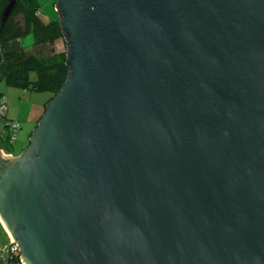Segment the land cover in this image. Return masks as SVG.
I'll return each mask as SVG.
<instances>
[{
	"label": "water",
	"instance_id": "obj_1",
	"mask_svg": "<svg viewBox=\"0 0 264 264\" xmlns=\"http://www.w3.org/2000/svg\"><path fill=\"white\" fill-rule=\"evenodd\" d=\"M55 7L68 77L0 149L23 263L264 264V0Z\"/></svg>",
	"mask_w": 264,
	"mask_h": 264
},
{
	"label": "trees",
	"instance_id": "obj_2",
	"mask_svg": "<svg viewBox=\"0 0 264 264\" xmlns=\"http://www.w3.org/2000/svg\"><path fill=\"white\" fill-rule=\"evenodd\" d=\"M7 2L0 0V83L6 87L16 85L25 91L47 92L46 105L61 90L69 74L67 43L58 13L56 18L47 19L53 12H44L40 0H18L17 8L2 27L1 14ZM48 4L57 12L56 0H49ZM29 36H33V40ZM25 41H29L30 45H26ZM60 41L65 48L58 47ZM3 101L9 108L7 92L1 89L0 107ZM7 112L8 109L6 113L2 112V116H6ZM4 120L5 128H0V143L8 141L13 144L19 122L7 117ZM14 245L12 239L0 245V264H24L19 249H11Z\"/></svg>",
	"mask_w": 264,
	"mask_h": 264
},
{
	"label": "rangeland",
	"instance_id": "obj_3",
	"mask_svg": "<svg viewBox=\"0 0 264 264\" xmlns=\"http://www.w3.org/2000/svg\"><path fill=\"white\" fill-rule=\"evenodd\" d=\"M40 3H43L42 10L44 12H48L49 10L53 12V15L51 16L49 14L47 19L56 18L57 12L52 10L50 4H48L49 0H46V2L45 0H40ZM19 19L21 18L19 17ZM29 37L33 40V36ZM24 43L30 45L29 41H25ZM58 47L60 49L65 48L64 43L60 41ZM1 89L7 92L9 108L6 116H2L3 114L0 111V128L1 130L5 128V117L17 123L19 122L16 131L17 138L12 145V152L18 154L21 149H26L30 144L32 132L45 111V101L48 99L49 93L33 91L31 89L25 91L16 85H9L6 87L4 83H0V90Z\"/></svg>",
	"mask_w": 264,
	"mask_h": 264
},
{
	"label": "crops",
	"instance_id": "obj_4",
	"mask_svg": "<svg viewBox=\"0 0 264 264\" xmlns=\"http://www.w3.org/2000/svg\"><path fill=\"white\" fill-rule=\"evenodd\" d=\"M58 17H59V15H58ZM12 145L13 144H10L8 141H4V142L0 143V149L2 148L6 154L18 155L19 153H21V152H19L18 154L13 153L12 152V149H13ZM11 239H12L11 234L9 233L7 228L5 227L2 220L0 219V245H5V244L9 243L11 241Z\"/></svg>",
	"mask_w": 264,
	"mask_h": 264
},
{
	"label": "built area",
	"instance_id": "obj_5",
	"mask_svg": "<svg viewBox=\"0 0 264 264\" xmlns=\"http://www.w3.org/2000/svg\"><path fill=\"white\" fill-rule=\"evenodd\" d=\"M0 109H1V111H2L3 113H4V112L6 113V111H7L8 108H7V104H6L5 101L2 102V105H1ZM13 243H14L15 245H14V247L11 248V249H12V250H13V249H14V250H15V249H18V245H17V243L14 242V241H13Z\"/></svg>",
	"mask_w": 264,
	"mask_h": 264
}]
</instances>
